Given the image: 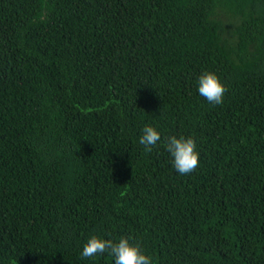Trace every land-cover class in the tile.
Wrapping results in <instances>:
<instances>
[{"label":"trees","instance_id":"obj_1","mask_svg":"<svg viewBox=\"0 0 264 264\" xmlns=\"http://www.w3.org/2000/svg\"><path fill=\"white\" fill-rule=\"evenodd\" d=\"M92 234L152 264H264V0H0V264H114L81 257Z\"/></svg>","mask_w":264,"mask_h":264},{"label":"clouds","instance_id":"obj_2","mask_svg":"<svg viewBox=\"0 0 264 264\" xmlns=\"http://www.w3.org/2000/svg\"><path fill=\"white\" fill-rule=\"evenodd\" d=\"M196 90L198 95L211 105L222 104L226 92L219 76L209 70L202 71L196 78ZM138 142L150 151L162 142L161 132L156 126L146 124L140 131ZM163 145L177 174L187 175L196 169L199 152L192 136H167ZM105 253L112 257L114 264H152L151 256L127 236L106 239L97 234L89 235L82 244L80 255L82 258H93Z\"/></svg>","mask_w":264,"mask_h":264}]
</instances>
